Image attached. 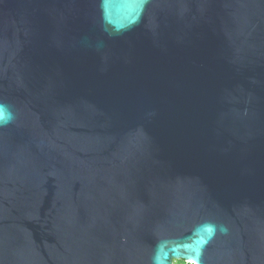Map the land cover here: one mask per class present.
Here are the masks:
<instances>
[{"label": "water", "instance_id": "water-1", "mask_svg": "<svg viewBox=\"0 0 264 264\" xmlns=\"http://www.w3.org/2000/svg\"><path fill=\"white\" fill-rule=\"evenodd\" d=\"M0 264H264V0H0Z\"/></svg>", "mask_w": 264, "mask_h": 264}, {"label": "clouds", "instance_id": "clouds-1", "mask_svg": "<svg viewBox=\"0 0 264 264\" xmlns=\"http://www.w3.org/2000/svg\"><path fill=\"white\" fill-rule=\"evenodd\" d=\"M2 113H7L8 118L11 119V113H10L7 105L0 104V114H2ZM6 122H8V121L7 120L0 121V123H6Z\"/></svg>", "mask_w": 264, "mask_h": 264}, {"label": "rangeland", "instance_id": "rangeland-1", "mask_svg": "<svg viewBox=\"0 0 264 264\" xmlns=\"http://www.w3.org/2000/svg\"><path fill=\"white\" fill-rule=\"evenodd\" d=\"M173 264H188V262L183 260H173Z\"/></svg>", "mask_w": 264, "mask_h": 264}, {"label": "flooded vegetation", "instance_id": "flooded-vegetation-1", "mask_svg": "<svg viewBox=\"0 0 264 264\" xmlns=\"http://www.w3.org/2000/svg\"><path fill=\"white\" fill-rule=\"evenodd\" d=\"M188 264H193V263H188Z\"/></svg>", "mask_w": 264, "mask_h": 264}]
</instances>
